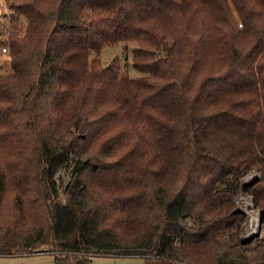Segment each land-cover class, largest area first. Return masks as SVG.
I'll list each match as a JSON object with an SVG mask.
<instances>
[{
    "label": "trees",
    "instance_id": "obj_1",
    "mask_svg": "<svg viewBox=\"0 0 264 264\" xmlns=\"http://www.w3.org/2000/svg\"><path fill=\"white\" fill-rule=\"evenodd\" d=\"M3 1L0 255L264 264V0Z\"/></svg>",
    "mask_w": 264,
    "mask_h": 264
},
{
    "label": "rangeland",
    "instance_id": "obj_2",
    "mask_svg": "<svg viewBox=\"0 0 264 264\" xmlns=\"http://www.w3.org/2000/svg\"><path fill=\"white\" fill-rule=\"evenodd\" d=\"M166 2L165 0H162ZM194 0H167V4L181 8ZM7 12V6L3 0H0V14ZM4 37L0 34V38ZM135 45L133 41L127 43H118L115 45H106L101 52L102 62L110 60L112 57H117L122 66L131 76L139 75V72L131 66V48ZM2 46V45H1ZM5 52L0 53V69H4L8 65ZM256 171L252 170L245 176V180L255 176ZM70 176L69 170L59 168L55 173L61 197L64 196V186ZM237 206L242 209L246 215V222L242 229V237H260L263 235V229L259 222V210L253 205L251 198L248 195L240 194L236 199ZM143 256L139 254H98L90 256V264H143ZM0 264H54V255L51 252H33V253H16L9 255H0Z\"/></svg>",
    "mask_w": 264,
    "mask_h": 264
},
{
    "label": "built area",
    "instance_id": "obj_3",
    "mask_svg": "<svg viewBox=\"0 0 264 264\" xmlns=\"http://www.w3.org/2000/svg\"><path fill=\"white\" fill-rule=\"evenodd\" d=\"M6 51H7V50H6V47L0 45V53H1V52H6Z\"/></svg>",
    "mask_w": 264,
    "mask_h": 264
},
{
    "label": "water",
    "instance_id": "obj_4",
    "mask_svg": "<svg viewBox=\"0 0 264 264\" xmlns=\"http://www.w3.org/2000/svg\"><path fill=\"white\" fill-rule=\"evenodd\" d=\"M260 222V221H259Z\"/></svg>",
    "mask_w": 264,
    "mask_h": 264
}]
</instances>
